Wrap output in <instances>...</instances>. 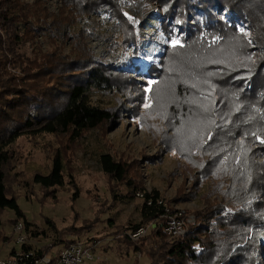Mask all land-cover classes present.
I'll list each match as a JSON object with an SVG mask.
<instances>
[{"label":"trees","instance_id":"1","mask_svg":"<svg viewBox=\"0 0 264 264\" xmlns=\"http://www.w3.org/2000/svg\"><path fill=\"white\" fill-rule=\"evenodd\" d=\"M48 1L0 0V213L12 211L11 223L22 225L28 243L20 249L30 250L31 259L44 255L51 246L66 247L84 234L89 222L83 220L77 230L59 231L51 222L47 230L33 228L6 185L3 168L14 157L13 146L20 138L44 135L78 141L113 120L115 113L92 104L89 92L111 93L122 72L93 57L84 43L90 37L84 30L69 29L83 17L102 11L117 13L112 0H59L56 12L49 9ZM165 1L168 18L180 19L186 35L181 45L167 49L161 70L153 69L165 101L160 142L183 158L228 154L231 169L218 172L220 181L204 197L205 208L193 211L194 223L185 235L170 237L163 229H151V238L133 241L131 232L164 222L177 211L168 208L157 190L147 191L134 171L110 154H100L114 200H132L142 194L140 222L119 228L125 232L122 241L140 252L151 240L143 264H257L259 239L264 236V0ZM239 25L250 31L251 44L261 53L258 63L251 62V46L241 37ZM57 37L61 42H53L49 50L40 48L39 39L55 41ZM65 46L69 53L62 51ZM225 46L235 54L224 64ZM240 157V164H234ZM63 163L60 154H54L48 173H36L33 184L46 191L63 187ZM209 163L194 173L186 171L195 190L210 173ZM214 193L219 201L211 202L209 195ZM245 204L251 205V211L242 209ZM31 238L50 242L35 246ZM9 239L0 229V242ZM83 242L91 247L95 259L90 264H94L96 245ZM15 251L13 247L8 256Z\"/></svg>","mask_w":264,"mask_h":264},{"label":"rangeland","instance_id":"2","mask_svg":"<svg viewBox=\"0 0 264 264\" xmlns=\"http://www.w3.org/2000/svg\"><path fill=\"white\" fill-rule=\"evenodd\" d=\"M32 1L26 0L28 3ZM111 2L117 13L114 10L102 11L86 16L69 29L84 30L86 35H90L84 43L93 57L122 71L119 78L115 79V89L111 93L89 92L91 103L112 110L114 119L83 135L78 141L71 142L65 136L50 135L20 138L13 146L14 157L3 170L8 193L17 198L20 209L33 228L47 230V222H51L59 231L77 230L83 226V220H87L85 222H89V227L77 237L96 245L98 263L134 264L143 259L144 250L151 240L140 252H136L122 241L125 232L119 231V228L132 227L140 222V198L113 199L109 182L99 163V155L110 154L123 163L127 170L134 171L147 191L157 190L169 209L189 216H193V211L205 208L206 195L211 194V186L220 181L221 174L218 175V172L230 170L231 166L227 161L228 154L221 158L208 154L200 158H183L173 147L165 148L160 142L159 129L164 121L160 112L165 107V101L164 95L158 92V78L153 75V69L161 70L167 49L181 45V38L186 35L180 19L176 20L174 16L171 20L168 18L167 1ZM47 5L52 12H56L59 0H49ZM121 13L124 15L122 20ZM223 15L219 18H224ZM189 22L195 23L192 20ZM239 27L241 37L247 46H251V62L259 61L261 53L251 44L250 31L245 26ZM57 39L51 41L41 38L38 44L42 50H49L53 42H61V39ZM224 49L222 63L225 64L234 59L235 53L229 47L225 46ZM62 51L69 53V48L65 46ZM237 58L241 59V56ZM136 67L137 71L134 70ZM54 154H60L63 159L65 184L46 191L33 184L32 179L36 173H48ZM240 159L236 158L234 164H240ZM209 160L211 171L200 180V188L195 190L186 173L202 170L204 162ZM255 160L261 162V159ZM214 173L217 175L216 180H213ZM119 191L127 194L121 186ZM209 198L211 202L219 201L215 193ZM242 209L249 212L251 205L245 204ZM14 218L10 210L0 213V229L10 237L6 242H0V258L8 257L13 247L17 249L15 225L11 223ZM145 230L144 236L148 238L151 229L147 227ZM32 240L35 246L50 242V239L42 238ZM259 242L261 251L257 264H264V236L260 237Z\"/></svg>","mask_w":264,"mask_h":264},{"label":"built area","instance_id":"3","mask_svg":"<svg viewBox=\"0 0 264 264\" xmlns=\"http://www.w3.org/2000/svg\"><path fill=\"white\" fill-rule=\"evenodd\" d=\"M136 195L142 198V194L137 193ZM193 223L194 217L192 215L176 212L167 217L166 221L151 223L148 227L153 230L163 229L170 237H180L186 234L187 228ZM146 228L141 227L131 232L129 238L136 241L146 234ZM22 230L21 224L15 225L17 249L13 255L0 258V264H90L95 259L91 252V247L78 239H75L66 247H53L39 258L31 259L33 253L30 250L20 249L23 244L28 243L27 237Z\"/></svg>","mask_w":264,"mask_h":264},{"label":"crops","instance_id":"4","mask_svg":"<svg viewBox=\"0 0 264 264\" xmlns=\"http://www.w3.org/2000/svg\"><path fill=\"white\" fill-rule=\"evenodd\" d=\"M138 262H139V263H138ZM138 262H135L134 264H143L141 260L138 261ZM94 264H103V262H99V263H98V262H95Z\"/></svg>","mask_w":264,"mask_h":264}]
</instances>
